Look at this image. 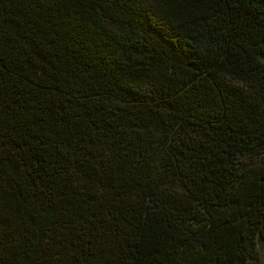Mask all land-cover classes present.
<instances>
[{"label": "trees", "instance_id": "1", "mask_svg": "<svg viewBox=\"0 0 264 264\" xmlns=\"http://www.w3.org/2000/svg\"><path fill=\"white\" fill-rule=\"evenodd\" d=\"M264 0H0V264H264Z\"/></svg>", "mask_w": 264, "mask_h": 264}, {"label": "rangeland", "instance_id": "2", "mask_svg": "<svg viewBox=\"0 0 264 264\" xmlns=\"http://www.w3.org/2000/svg\"><path fill=\"white\" fill-rule=\"evenodd\" d=\"M258 250H259L260 257L264 262V241L258 242Z\"/></svg>", "mask_w": 264, "mask_h": 264}]
</instances>
